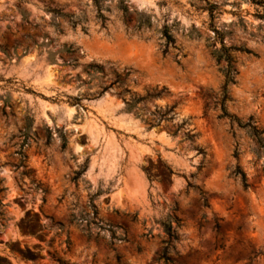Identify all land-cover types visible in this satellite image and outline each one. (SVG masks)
<instances>
[{
    "label": "rangeland",
    "instance_id": "1",
    "mask_svg": "<svg viewBox=\"0 0 264 264\" xmlns=\"http://www.w3.org/2000/svg\"><path fill=\"white\" fill-rule=\"evenodd\" d=\"M0 264H264V0H0Z\"/></svg>",
    "mask_w": 264,
    "mask_h": 264
},
{
    "label": "trees",
    "instance_id": "2",
    "mask_svg": "<svg viewBox=\"0 0 264 264\" xmlns=\"http://www.w3.org/2000/svg\"><path fill=\"white\" fill-rule=\"evenodd\" d=\"M164 232H165V235H166V237H167L168 239H174V238H176L175 231H174V229L172 228L170 222H167V223L164 225ZM164 259L167 260V257H164Z\"/></svg>",
    "mask_w": 264,
    "mask_h": 264
},
{
    "label": "bare ground",
    "instance_id": "3",
    "mask_svg": "<svg viewBox=\"0 0 264 264\" xmlns=\"http://www.w3.org/2000/svg\"><path fill=\"white\" fill-rule=\"evenodd\" d=\"M132 188V186L130 187V189ZM135 188V187H134Z\"/></svg>",
    "mask_w": 264,
    "mask_h": 264
}]
</instances>
